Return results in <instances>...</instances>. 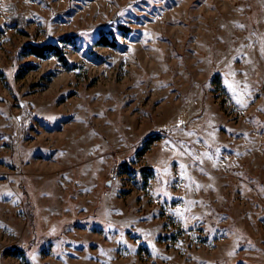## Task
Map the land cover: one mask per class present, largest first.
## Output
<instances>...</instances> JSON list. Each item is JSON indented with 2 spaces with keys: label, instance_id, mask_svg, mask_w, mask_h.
Wrapping results in <instances>:
<instances>
[{
  "label": "rangeland",
  "instance_id": "1",
  "mask_svg": "<svg viewBox=\"0 0 264 264\" xmlns=\"http://www.w3.org/2000/svg\"><path fill=\"white\" fill-rule=\"evenodd\" d=\"M262 48L264 0H0V264H264Z\"/></svg>",
  "mask_w": 264,
  "mask_h": 264
},
{
  "label": "trees",
  "instance_id": "2",
  "mask_svg": "<svg viewBox=\"0 0 264 264\" xmlns=\"http://www.w3.org/2000/svg\"><path fill=\"white\" fill-rule=\"evenodd\" d=\"M8 23L10 25H18L19 27H24V19L18 14L15 15V12H12ZM94 29L96 33V39L94 43L100 46L111 48L117 47V33L127 35L133 33L134 31L132 29L126 28L119 24H115L113 22L111 24V28H107L103 25H97ZM77 37V35L67 36L62 38L63 40H61V42L66 41V43H74ZM28 49V53L37 58H43L49 53H53L57 57H61L60 49L58 48V46L52 43H47L39 47L29 45Z\"/></svg>",
  "mask_w": 264,
  "mask_h": 264
},
{
  "label": "built area",
  "instance_id": "3",
  "mask_svg": "<svg viewBox=\"0 0 264 264\" xmlns=\"http://www.w3.org/2000/svg\"><path fill=\"white\" fill-rule=\"evenodd\" d=\"M118 179V172L115 171L111 176H110V180L112 182H115Z\"/></svg>",
  "mask_w": 264,
  "mask_h": 264
},
{
  "label": "snow or ice",
  "instance_id": "4",
  "mask_svg": "<svg viewBox=\"0 0 264 264\" xmlns=\"http://www.w3.org/2000/svg\"><path fill=\"white\" fill-rule=\"evenodd\" d=\"M241 27H243V25H240ZM262 51H264V48H262ZM181 167H183V165H181Z\"/></svg>",
  "mask_w": 264,
  "mask_h": 264
}]
</instances>
